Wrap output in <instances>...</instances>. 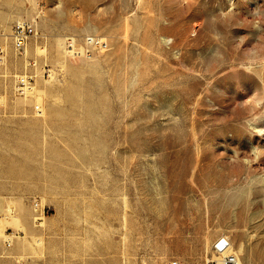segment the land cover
I'll return each mask as SVG.
<instances>
[{
  "label": "rangeland",
  "instance_id": "obj_1",
  "mask_svg": "<svg viewBox=\"0 0 264 264\" xmlns=\"http://www.w3.org/2000/svg\"><path fill=\"white\" fill-rule=\"evenodd\" d=\"M20 21L37 32L22 55L10 37ZM86 37L107 49L87 57ZM0 46V107L36 119L46 193L32 199L45 211L30 228L43 243L3 254L22 255L18 264H215L227 238L243 264H264V0H0ZM26 74L32 98L14 92ZM58 213L67 223L49 228ZM74 225L93 240L116 231L120 251L95 244L61 263Z\"/></svg>",
  "mask_w": 264,
  "mask_h": 264
},
{
  "label": "crops",
  "instance_id": "obj_2",
  "mask_svg": "<svg viewBox=\"0 0 264 264\" xmlns=\"http://www.w3.org/2000/svg\"><path fill=\"white\" fill-rule=\"evenodd\" d=\"M13 106L9 104L0 107V224L6 222L5 231L12 229L16 232L11 247L18 251L27 245L32 248L35 246L37 235L32 234L30 228L34 229L31 227V219L39 210L33 209L32 199L42 198L46 193L41 188L39 177L35 176L39 160L35 161L34 141L35 136L40 139L41 131L36 119L24 121L10 114L11 111L15 112ZM20 233L31 234V241L23 243ZM4 246L0 240V264H18L21 255L11 252L9 256L12 258L6 256L3 253H8V250Z\"/></svg>",
  "mask_w": 264,
  "mask_h": 264
},
{
  "label": "built area",
  "instance_id": "obj_3",
  "mask_svg": "<svg viewBox=\"0 0 264 264\" xmlns=\"http://www.w3.org/2000/svg\"><path fill=\"white\" fill-rule=\"evenodd\" d=\"M37 36L36 28L32 23L26 21H20L13 25L11 29V41L13 49L19 55H22L23 51H25L26 46L31 38ZM73 41L71 39L68 40V45L70 47ZM84 46H83V53L90 57L93 53L97 51H104L107 49V43L100 38L97 37H86L84 39ZM4 49L0 46V60L3 58ZM31 65L35 64L33 62L30 63ZM35 89V76L34 75H21L16 79L14 84V92L18 97L21 98H32L34 95ZM34 112L36 116L42 114V109L39 104H34L33 106ZM33 209L38 211L41 209V214H44V207H42L39 200L33 201ZM40 212V211H39ZM38 213V212H37ZM37 219V220H36ZM41 217L35 218V222L39 223L41 221ZM40 224V223H39ZM11 235V236H9ZM14 236L12 234H8L7 231L4 232V235H0L2 238L3 244L10 248L12 246V238ZM211 262L207 261L206 264H210ZM170 264H180L178 261H172ZM220 264H243L242 261L236 256L235 254H228L221 258Z\"/></svg>",
  "mask_w": 264,
  "mask_h": 264
},
{
  "label": "bare ground",
  "instance_id": "obj_4",
  "mask_svg": "<svg viewBox=\"0 0 264 264\" xmlns=\"http://www.w3.org/2000/svg\"><path fill=\"white\" fill-rule=\"evenodd\" d=\"M66 216L67 217H61V215L58 213L57 217H56L57 221H55L56 226L49 227V226H46L45 223H43V224H41V227H42V229L43 228L46 229L48 227L51 229L52 228L57 229V228H59L58 225L67 223L66 220L68 217H70V214H68ZM59 217L61 218V220L59 219ZM74 226L75 227H73V228H76L77 230H76V232L72 233V238H73L74 243H75V245H73L74 246L73 251H70L69 254L65 258H63L61 263H64V262L66 263L69 260L84 257L85 255L89 254L90 252H95L96 249L93 248V246L95 244L96 245L100 244V246H104L103 248H107V250L105 251L107 254L108 253H117L118 251H120V248H121L120 245L121 244L114 242V236L117 234L116 231H108L107 234L103 235L102 239H98L99 238L98 237V238H96V240H93V239L88 237V233L86 231L83 232V230L80 229L77 225H74ZM224 239L228 245L223 251L217 250V252H216L217 254L214 255L212 260H211L212 263L220 264L221 258L230 254V253H233L236 255V253L232 250V246L230 244V241L227 238H224ZM42 241L43 240L38 239V236L35 237L36 244H41V243H43ZM243 250H244V245L240 244L238 253L241 254L243 252ZM219 256H221V257H219ZM236 256H238V255H236ZM22 258H23V256L21 255L19 257L18 261H21ZM238 258H239V256H238ZM207 261H210V260H207Z\"/></svg>",
  "mask_w": 264,
  "mask_h": 264
},
{
  "label": "water",
  "instance_id": "obj_5",
  "mask_svg": "<svg viewBox=\"0 0 264 264\" xmlns=\"http://www.w3.org/2000/svg\"><path fill=\"white\" fill-rule=\"evenodd\" d=\"M227 245V242L224 239H221L216 243L215 248L216 250L223 251Z\"/></svg>",
  "mask_w": 264,
  "mask_h": 264
}]
</instances>
